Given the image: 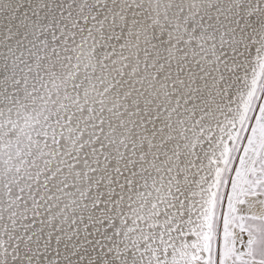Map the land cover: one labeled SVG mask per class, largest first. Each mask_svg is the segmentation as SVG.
Listing matches in <instances>:
<instances>
[{"label": "snow or ice", "instance_id": "1", "mask_svg": "<svg viewBox=\"0 0 264 264\" xmlns=\"http://www.w3.org/2000/svg\"><path fill=\"white\" fill-rule=\"evenodd\" d=\"M0 264H264V0H0Z\"/></svg>", "mask_w": 264, "mask_h": 264}]
</instances>
